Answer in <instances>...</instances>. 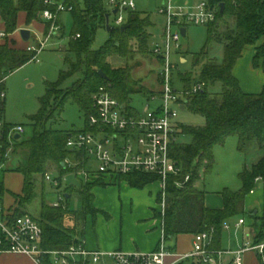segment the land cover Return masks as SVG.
<instances>
[{"label":"trees","instance_id":"1","mask_svg":"<svg viewBox=\"0 0 264 264\" xmlns=\"http://www.w3.org/2000/svg\"><path fill=\"white\" fill-rule=\"evenodd\" d=\"M45 0H0V17L5 26V32L13 34L18 30L20 12L26 13V24L39 19L40 13L46 8ZM73 5L71 11L74 16V38L70 42L68 52L74 59L65 58L67 68L60 73L58 82H49L46 94L40 98V109L31 117L33 134L24 141L18 142L19 147L26 151L27 159L24 164L16 168L24 178L21 206H28L38 196L37 185L40 179L45 180L48 169L56 165L61 177L74 172L79 167L66 168L62 166L67 158L83 161L80 153L66 148V142L71 131L54 129L48 124L53 122L56 113L61 111L68 101H73L85 113V122L94 113L92 94L100 87L106 86L109 92L120 102L130 105L131 97L139 94L145 97L154 92L143 85L134 83L131 69L114 67L111 58L118 56L132 60L135 53L148 54L163 59L162 55H155L149 49V28L153 25L147 14L126 9L128 16L120 27L109 32V39L98 49H93L97 22L106 27V16L110 14L104 7L103 0H65ZM211 4H225L221 8L216 20L209 24L208 42L217 41L225 46V57L222 63L214 60L205 62L200 71V80L205 83L202 91L191 94L186 99V107L193 113L201 115L205 124L198 127L181 125V134L191 136L190 143H175L171 149L173 157L183 169V178L190 174V181L182 187H177L174 178L166 182L164 192V213L154 216L161 220L166 241L181 234H197L214 229L212 248L222 251L224 224L245 213L246 196L254 190L257 179L264 182V153L251 169L245 168L239 175L242 186L239 190L225 189L222 192V207L212 208L206 204V191L196 185L202 174L212 170L214 163L213 149L223 145L227 138H238V149L247 153L257 147L264 150V88L259 93H248L243 90L239 80L234 75L237 61L243 56L248 46H255L256 53L253 60L255 67L262 66L264 70V0H241L233 3L230 0H211ZM54 9L53 6L50 7ZM144 15V16H142ZM125 26L124 29L121 27ZM49 25H46V32ZM80 35L79 37H76ZM0 44V80L7 77L33 60L34 53L25 48H18L14 40L6 37ZM207 56V51L195 54L193 65L197 66ZM100 71L105 74L103 77ZM80 78L71 87L62 88L63 82L73 75ZM186 88L194 83L191 75L181 76ZM219 86L216 92L213 87ZM148 97V98H149ZM4 111L5 102L0 103ZM0 148L2 154L6 147L3 140ZM124 180L130 187L144 188L158 181V177L150 173H130L119 175L115 179ZM102 179L82 183L79 189L68 185L65 207H53L45 202L41 205V215L36 218L43 228L42 246L46 249L64 250L77 243L75 233L64 228L63 219L67 208L70 210L71 191L76 190L82 202L84 218H93L100 212L94 205L95 195L92 188L101 186ZM4 186L0 182V195ZM24 211L15 209L16 214ZM109 218V215H107ZM257 238H264L263 229H259Z\"/></svg>","mask_w":264,"mask_h":264},{"label":"rangeland","instance_id":"2","mask_svg":"<svg viewBox=\"0 0 264 264\" xmlns=\"http://www.w3.org/2000/svg\"><path fill=\"white\" fill-rule=\"evenodd\" d=\"M64 3L65 0H58ZM106 11L110 14V26L120 27L116 24V18L119 14H113L115 5L109 0H103ZM169 1L177 12L178 7H194L202 0H135V11L150 16L152 26L149 28L150 39L149 49H153L154 44H162L166 39L165 32L172 34L180 33L179 44L181 49H177L175 43L172 42L169 47V61L176 65L173 71V82L176 89L182 90L185 84L181 80V76L191 75L193 83L200 80V71L205 62L214 60L222 63L225 57V46L217 41L208 42L209 27L196 24H185L181 19L168 26L169 17L166 12H162L164 5L168 6ZM122 15L127 18L128 11H123ZM144 16V15H142ZM39 16L38 21L26 24V14L22 13L19 22L18 33L15 34L16 42L19 46L27 47L28 42L38 43L40 39L47 36L44 32V24ZM58 23L60 30L52 37L45 49L39 53L37 59L30 61L20 69L11 73L5 82L7 97L5 99L4 119L12 125H23L24 133L18 142L29 139L33 134L31 117L38 113L40 109V98L46 94L47 84L49 82H58L62 70H66L67 64L65 58L74 59L73 55L68 52L70 42L74 36V16L71 11H63L59 15ZM97 30L95 39L92 44L93 49L100 48L110 37L105 26L99 25L97 22ZM186 25V35L181 34V27ZM29 29L31 31V40L26 42L21 39L20 31ZM0 30L5 31L4 23L0 17ZM58 31V30H57ZM264 40L257 43L260 46ZM255 46H248L243 56L237 61L236 69L240 78L248 82L256 79V75L249 74L250 60L253 63L256 51ZM207 51V56L201 60L197 66L193 65V57L195 54ZM181 58L186 61H182ZM114 67H125L127 64L131 69L134 83L143 85L153 92L159 91L161 88V71L164 65V59L155 58L148 54L135 53L132 60H127L115 56L111 58ZM248 64V68H247ZM261 65L256 67L260 68ZM235 69V68H234ZM235 72V70H234ZM235 75V73H234ZM236 76V75H235ZM237 77V76H236ZM80 78L79 74L67 78L62 88L71 87L72 84ZM238 79V78H237ZM241 79V80H242ZM219 86L213 87L211 91L216 92ZM148 97L143 95H133L131 97L130 106L143 111L144 107L150 103ZM157 102H151V107L155 108ZM178 121L186 127H198L205 124V119L201 115L191 112L188 108L179 111ZM85 113L73 101H68L63 109L56 113L53 122L48 125L54 129H62L71 132H78L85 128ZM17 140H6V147L3 154H0V174L4 177L5 186L11 190L19 191L23 187L21 175L15 170L24 164L27 159V153L16 144ZM180 143H190L192 138L190 135L182 134L179 136ZM214 163L212 170L207 174H202L200 181L196 185L202 187L206 191V199L209 206L222 205V192L225 189L237 191L241 188L240 173L245 169H251L262 157L264 150L257 147L243 153L238 149V138L230 136L223 145H217L213 149ZM4 154L6 159H1ZM73 161V160H71ZM94 169L96 167L94 166ZM47 173L53 178L60 177L56 165H52ZM126 182L120 178L103 182L101 186L92 188L95 195L94 205L100 208L98 213V236L107 241L122 239L124 241L140 237V227L146 224L145 215L152 212L164 213L165 209V192L158 181L138 189L126 186ZM68 185L62 182L60 191H66ZM71 191L70 210L67 208L66 216L63 219V226L75 233L76 236H83V227L85 218L82 214V202L79 193L73 188ZM37 198L30 204L28 208L21 206V199L15 197L13 208L23 211L24 207L30 214L35 217L41 215V205L43 202L52 204L58 201L59 192L53 185L46 180L39 178L37 185ZM1 204V202H0ZM245 213L228 220L229 229L224 228L222 246L226 253L222 259L229 262L232 259V252L237 251L243 242L244 235L258 233L259 229L264 231V182H256L253 193H249L245 199ZM105 212V213H104ZM107 213V214H106ZM107 215L110 216L108 224L101 221ZM87 217V216H86ZM102 217V218H101ZM112 217V218H111ZM246 219V226L237 228L235 225L239 219ZM112 219V222L110 221ZM92 216H89L86 222V236H91L93 228ZM110 224V226H109ZM245 228V229H244ZM142 231V230H141ZM244 231V232H243ZM85 238V236L83 237ZM82 238V239H83ZM166 240V238H165ZM261 240H264L262 238ZM182 247L189 249L190 242L186 238L182 242ZM244 264H258L256 253H246L244 256Z\"/></svg>","mask_w":264,"mask_h":264},{"label":"built area","instance_id":"3","mask_svg":"<svg viewBox=\"0 0 264 264\" xmlns=\"http://www.w3.org/2000/svg\"><path fill=\"white\" fill-rule=\"evenodd\" d=\"M109 1L115 5L117 14L119 13L116 18V24L119 26L125 22L122 12L136 8L135 0ZM210 1L202 0L194 7H178L177 12H174L169 1V5H164L162 12H166L169 17L168 26L174 22L178 23L180 19L186 25L208 26L216 20L220 8L219 4H211ZM230 1L239 3L241 0ZM44 3L46 8L40 13V18L49 25V29L47 36L38 43L28 42L26 49L35 54L33 60L37 59L48 41L59 32L60 13L73 10V5L60 3L58 0H45ZM51 6L54 9H51ZM165 36L164 42L154 44L152 49L155 55H162L164 59V65L159 71L161 88L148 98L150 103L143 111L120 102L106 86H100L92 94L94 113L88 116L85 128L69 134L66 148L82 154L84 158L82 162L67 158L65 163L70 167H79L72 173L81 183L99 179L108 182L119 175L137 172L156 175L163 189L169 178H174L177 187H182L190 181V174L183 178L182 166L173 157L171 149L182 135V124L178 121L179 111L187 108V97L202 91L205 83L197 81L190 88H175L172 76L176 65L169 61V47L174 42L176 48L181 49V36L180 33L172 34L170 31L165 32ZM6 37L8 34L0 31V40ZM6 97L5 79H2L0 103L5 102ZM151 102H157L155 108L151 107ZM22 133L23 125L7 123L0 107V148L3 140H13L17 134ZM0 154L2 155L1 150ZM66 175L53 178L47 173L45 176V180L59 192L58 201L51 204L53 207H65L66 191L60 189ZM246 223V219L242 218L235 226L241 228L246 226ZM224 228H230L228 222H225ZM213 232L214 229H210L194 234L191 250L184 253L168 248L164 236L159 247L151 252L89 249L80 239L68 249L53 250L42 246L43 228L36 217L29 213L15 215L14 210L0 206V254H24L31 257L36 264H244V256L249 252L256 253L258 264H264V240L258 239L257 233L244 235L241 247L232 252V259L226 262L222 259L226 251L212 248Z\"/></svg>","mask_w":264,"mask_h":264},{"label":"crops","instance_id":"4","mask_svg":"<svg viewBox=\"0 0 264 264\" xmlns=\"http://www.w3.org/2000/svg\"><path fill=\"white\" fill-rule=\"evenodd\" d=\"M22 13L26 14L25 12H20L19 13L18 30L20 28L19 22H20V17H21ZM40 22H42L44 24V26H45L44 27V32H46L45 31L46 30V24L42 20ZM4 28H5V26H4ZM18 30L15 33H13V34H9L8 35L10 40L12 39V40H14L16 42L15 34L18 33ZM0 31H3V30H0ZM20 36H21V34H20ZM21 39H22V37H21ZM30 40H31V36H30ZM4 42H5V40H0V44H2ZM16 46L18 48H25V46H19L17 44V42H16ZM254 50L256 51V48ZM181 60L182 61H186L183 58H181ZM236 66H237V64H236ZM236 66H235V69H234L235 70L234 73L237 76V78H238V80L240 82V85L243 88V90L248 92V93H259V92H261L262 89L264 88V70H263V68L262 67L256 68L253 65L252 61L250 60V63H249V74L256 75L255 76L256 79H251L248 82H245V79H242V77L240 78V76L238 74V71L236 69ZM247 68H248V64H247ZM1 159H3V161H4L6 158H5V156H3ZM18 174H20V173H18ZM21 179H22L23 184H24V178H23L22 175H21ZM260 181L261 180H259L257 182H260ZM0 182L4 186L3 194L0 195V202H1L0 206H3L5 208H8V209H11V210L15 211V209H12L13 208V204H14V200H15L16 196H21L22 195L23 187L19 191L18 190L14 191V190H11V189L7 188L5 186L4 177H2L1 174H0ZM126 186H129V185L127 184ZM206 204H207V206H209L208 203H207V199H206ZM48 205H51V204H48ZM28 206H26V207L28 208ZM209 207L220 208V207H222V205H218V206L211 205ZM98 209H100V208H98ZM26 210L27 209H25V207H24V209H23L24 213H29ZM89 216H91V215H88L85 218V223H84V227H83V236L82 237L76 236L77 239L83 240L85 245H86V247L89 248V249H105V250L123 249V250H126V251L151 252V251H154L155 249H157L159 247V244H160V242H161V240H162V238L164 236L161 220L156 218L153 215L152 212H148L145 215V218H143V221L145 220L146 224H144V225H142L140 227V237L139 238L130 239V240H127V241H124L123 238L122 239H117V240H114V241H112V240L107 241V240H105L103 238H99V236H98V225H99V228H100V224H98V219H99L98 218V216H99L98 214L95 216V218L92 217V219H93V221H92L93 222V228L91 229V236L87 237L86 236V222H87V219H88ZM36 218H38V217H36ZM109 219H110V216H109V218L106 216L105 218H102L101 221H103L104 224H108ZM110 221L112 222V219ZM109 226H110V224H109ZM84 236H85V238H83ZM186 238L190 242L189 249H187L185 247H182V242ZM243 239H244V236H243ZM166 245H167L168 248L172 249L175 252H178V253L187 252V251L191 250V248H192V245H193V234H181V235H178L175 238L166 241ZM222 249H224L223 246H222ZM0 264H36V263L33 261V259L31 257H29L27 255L19 254V253H8L7 252V253H1L0 254Z\"/></svg>","mask_w":264,"mask_h":264},{"label":"water","instance_id":"5","mask_svg":"<svg viewBox=\"0 0 264 264\" xmlns=\"http://www.w3.org/2000/svg\"><path fill=\"white\" fill-rule=\"evenodd\" d=\"M224 7H225V4L222 2L220 4L221 12H223ZM117 12H118L117 9H115L113 11V14H117ZM106 28H107V31L108 32H112L115 29L114 27L110 26V24H109V15L106 16ZM124 28H125V26L121 27V29H124ZM181 33H182V35H186V28H182L181 29ZM20 34H21V37H22V39L24 41L28 42L30 40L31 31L29 29H22L20 31ZM100 74L103 77H105V74L102 73L101 71H100ZM20 138H21V135L20 134H17L15 136V140H19ZM62 166L64 168H66L65 162L62 163ZM65 182H66L67 185H73V186H75V187H77L79 189L82 188V183L79 181V179L77 178V176L75 174H73V173L68 174V175L65 176ZM66 198H70V195L69 194H66Z\"/></svg>","mask_w":264,"mask_h":264}]
</instances>
